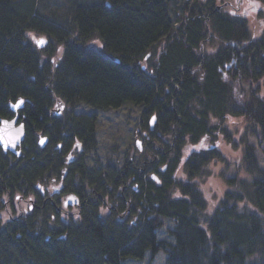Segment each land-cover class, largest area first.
<instances>
[{
    "label": "trees",
    "instance_id": "1",
    "mask_svg": "<svg viewBox=\"0 0 264 264\" xmlns=\"http://www.w3.org/2000/svg\"><path fill=\"white\" fill-rule=\"evenodd\" d=\"M187 3L175 28L168 0H92L76 6L68 24L42 17L35 0H0V117L14 118L11 105L24 100L18 114L27 132L24 158L0 148V200L7 195L12 205L19 188L26 189L25 198L29 193L36 198L34 215L11 211L13 222L5 229L0 220V264H125L143 260L146 253L150 264L160 253L165 264H264V170L254 154L246 153L250 178L230 180L231 189L210 216L197 183L174 178L176 164L154 170L166 176H157L161 183L146 163L142 168L127 164L121 172L107 167L92 180L81 156L72 163L64 158L76 143L93 139L95 118L56 116L58 99L104 111L126 103L146 107L145 118L157 114L156 135L169 146L165 153L154 149L161 161L187 140L200 142L218 130L221 125L212 126V118L244 117L264 138V97L253 89L259 81L264 88V55L253 58L245 20L218 13L214 2L212 29L203 2ZM30 31L45 34L60 50L58 66L55 49L42 63ZM213 36L224 46L209 58L204 45ZM93 38L100 43L89 45ZM155 47L160 48L155 59L144 66ZM41 137L50 141L43 148ZM210 153L189 159L191 177L212 160ZM50 170L68 171L66 193L81 201L76 221L61 214L52 218L60 197L36 189ZM76 174L85 177L79 184L73 182ZM133 198L142 211H132ZM105 209L110 214L103 215ZM137 212L145 213L144 220H132ZM41 215L52 225L39 230L35 220ZM166 220L173 223L167 229L173 243L159 239Z\"/></svg>",
    "mask_w": 264,
    "mask_h": 264
},
{
    "label": "rangeland",
    "instance_id": "2",
    "mask_svg": "<svg viewBox=\"0 0 264 264\" xmlns=\"http://www.w3.org/2000/svg\"><path fill=\"white\" fill-rule=\"evenodd\" d=\"M35 1L38 12L42 17L52 22L55 21L60 24H68L76 6L90 2L92 0ZM168 1L170 3L169 15L174 21V27L177 28L182 22L180 16L183 14V4L185 0ZM187 1L188 6L194 5L197 1H201V3L203 2L202 4L204 6V13L206 17L208 16V25H211L212 29H215L216 13H220L219 11L221 10L223 13H228L232 17L245 20V23L251 33L250 41L253 48V58H257L259 55H264V1L244 0L242 4H240L242 0ZM214 2L217 5V12L215 13L211 12ZM238 5H241V7ZM212 29L211 32H213ZM28 38L35 46H37V41L39 40L44 39L46 41L44 47L39 48L42 51L43 64L45 63L47 56L51 54L50 50L54 52L53 49H55L54 61L56 62L55 66H58L61 52L57 47L52 46V41L45 34L30 31L28 32ZM94 43H100V40L98 38H93L89 41V45ZM223 46L224 44L213 36V39L207 41V43L204 45V51L209 58H212L220 53V51L223 49ZM259 47H262L263 49L261 50ZM56 49L58 50V53H56ZM159 49V47H155L151 51L149 60H146L144 66L152 64V61L155 59ZM262 85V81H259L253 85V89L257 92L260 98L264 97V88ZM243 86L246 91H248L250 88V86L247 84ZM58 100H61V102ZM58 100H55L54 106L55 109L60 110L61 104L57 105V103L60 102L63 104V109H61L62 118L81 115L95 117L93 139L89 142L83 141L84 143L81 146L75 144L74 147H77L78 149L74 148L68 153V155L64 156L66 160L73 158L71 163L75 158L81 156V159L88 172L87 175L90 176L87 177L92 180L107 167L113 171L121 172L127 164L130 166L135 164L136 166L142 168L145 163L147 164L149 173H154L155 176L162 178V176L164 177L165 175L159 174L160 172L155 173L154 170L164 172L165 169L173 168L176 164V166L173 168L174 178L178 182L193 181L197 183L200 191L203 193L204 198L208 203L205 213L210 216L211 209L218 206L220 201L224 198L225 193L231 189L229 185L230 180H232L234 177L241 179L250 178L249 174L247 173L246 153L254 154V158L258 162L259 167L264 170V138H259L260 136H258L259 133L256 127L244 117L228 115L223 121L212 118V126L221 125L218 130H215L212 132V134L205 136L200 142H191L187 140L181 144L178 149H174V152L170 153L165 161H161V156H158L154 149H161L162 147L164 149L163 152L165 153V151L169 149V146L167 143H162V141L159 140L156 135V126L158 123L157 114L152 113L148 115V118H145V112L147 110L146 107L134 105L132 103H126L118 109H109L104 111L90 108L87 105L81 104L77 101L66 102L62 99ZM18 113H16V115ZM153 117H156V123L154 124L155 128L150 127V122ZM159 134L161 135L160 131ZM42 139L43 138L41 137L39 142ZM138 140H140L142 143V150H139L137 147L136 142ZM166 141L170 143L169 139ZM23 145L20 148V150H22L20 158L23 157ZM45 146H42V148ZM78 151H80V153H78ZM206 152H211L210 154L213 156L212 160L204 165L203 170L200 173H198L195 177H191L189 174L190 170L187 167L189 159L193 157L194 154H204ZM9 160L11 161V157ZM20 163L23 164V159L20 161ZM155 166H157L158 169H154L156 168ZM58 172L50 170L44 176L43 181L38 182L36 189L38 191H42L48 182L54 183L57 186L56 188L52 189V191L61 192L63 188L60 187L65 186L69 181V173L67 170L65 174H61V171ZM57 175L58 177L63 175V181L60 177L59 181H57ZM73 177L76 178L73 180L75 184H79L82 178L85 179L82 174H76ZM104 180L107 181V178ZM157 183H161V181H158ZM20 185L22 186V184ZM134 191L137 193L136 195L141 194V190L139 188L134 187ZM25 193L26 189L19 188L15 192V198L12 205L8 203L9 200L7 195L2 196V199L0 200V220L2 221L3 229H5L9 223L13 222L10 218L11 211L13 214H15L14 216L23 211L26 212L23 216L34 215L33 212L35 211L31 208L36 203V198L32 193H29L25 198ZM172 193L174 197H180V191L178 188H173ZM68 196L69 194L63 196L62 204ZM132 201V211H134L136 207L139 208V211H142L143 205H139L137 203V198H133ZM45 207L46 204L42 205V209ZM109 212L110 211L108 209H105L103 211V215H108L110 214ZM65 213L70 214L69 216H66V218L68 217L69 220L76 221L79 217L77 216V211L75 208H70L67 212L65 210ZM144 217L145 213L142 212L140 214L137 212L136 215L133 216L132 220L137 222L139 220H144ZM44 224L47 226L52 225V222L46 215H41L37 218V220H35V225L39 230L44 228ZM164 224L165 228L159 232V239L173 243V239L169 237L167 230L173 227V223L166 220L164 221ZM165 262L166 255L160 253L156 256V259L152 264H165ZM124 263L150 264L151 254L146 253L145 258L141 261L129 259Z\"/></svg>",
    "mask_w": 264,
    "mask_h": 264
},
{
    "label": "water",
    "instance_id": "3",
    "mask_svg": "<svg viewBox=\"0 0 264 264\" xmlns=\"http://www.w3.org/2000/svg\"><path fill=\"white\" fill-rule=\"evenodd\" d=\"M44 43L38 44L39 48H43L45 44V40L42 39ZM19 101H23L22 104H20L18 107H13V105L18 104ZM17 103L11 105V109L14 113H18L20 110L24 108V100H19ZM61 102V101H60ZM61 104L60 110L57 111L58 115L61 113V109H63V104ZM156 123V117H153L151 121V126H154ZM26 127L24 122H20L19 120V115L17 114L14 118L12 119H3L0 117V147L4 150V152H10L15 154L16 156H21V150L20 148L24 144L26 140ZM43 141V143H41ZM40 141L41 146H45L47 143V139L43 138ZM141 141H137V147L139 150H142L141 147ZM153 180L155 181H160L159 178L155 175L152 176ZM73 199V198H72Z\"/></svg>",
    "mask_w": 264,
    "mask_h": 264
},
{
    "label": "flooded vegetation",
    "instance_id": "4",
    "mask_svg": "<svg viewBox=\"0 0 264 264\" xmlns=\"http://www.w3.org/2000/svg\"><path fill=\"white\" fill-rule=\"evenodd\" d=\"M242 2H244V0H242L241 2H240V4H242ZM239 7H241V5H238ZM246 13H247V11H246ZM56 114L58 115V113L56 112ZM62 113H60L59 115H61ZM56 115V116H57ZM95 118V117H94ZM65 136H67L68 137V135H65ZM68 139L69 140H71V137H68ZM50 143V141H49V139L47 138V143L45 144L46 146L48 145ZM76 144H78L79 146H81V144H79V143H76ZM57 148L59 149V150H61L62 148H64L63 147V144H61V143H59V144H57ZM74 148H77V147H72L70 150H68V152H67V154L66 155H68V153L69 152H71V150H73ZM78 149V148H77ZM60 152V151H59ZM78 153H80V151H78ZM65 155V156H66ZM73 159V158H72ZM72 159H69L70 161H72ZM76 159V158H75ZM55 171V170H54ZM66 173V171L65 172H63V174H65ZM59 175V174H58ZM58 175L56 176V179H57V181H59V177H58ZM61 180L63 181V179H64V176L62 175L61 177ZM51 187V188H50ZM57 186H56V184H54V183H48L47 182V184H46V187L45 188H43V190L41 191V192H45V190L47 189V193L50 195V198L51 197H56V196H59L60 197V204H61V207L60 208H58L57 207V211H54L52 214H51V217L52 218H56V216H57V214H61L62 216H64V217H66V216H69L70 214H66L65 213V210H66V212L70 209V208H75L76 209V211H77V216H79L78 215V211H79V207H81V201H80V199L75 195V194H72V193H66V185L65 186H61L60 188H63V190L61 191V192H57V191H52V189H54V188H56ZM53 192V193H52ZM66 194H69V196L67 197V199L63 202V204H62V198H63V196L64 195H66ZM73 198V199H72ZM47 201V200H46ZM47 202H44V204H46ZM54 203V202H53ZM52 203V204H53ZM35 208V204H34V206L31 208V209H34ZM40 209H42V207H39ZM69 208V209H68ZM44 209V208H43Z\"/></svg>",
    "mask_w": 264,
    "mask_h": 264
},
{
    "label": "snow or ice",
    "instance_id": "5",
    "mask_svg": "<svg viewBox=\"0 0 264 264\" xmlns=\"http://www.w3.org/2000/svg\"><path fill=\"white\" fill-rule=\"evenodd\" d=\"M37 43L38 44H42V43H44V41L43 40H39V41H37ZM23 103V101H19L18 102V104H16V105H13V107H18L20 104H22ZM41 143H43V141H41Z\"/></svg>",
    "mask_w": 264,
    "mask_h": 264
},
{
    "label": "bare ground",
    "instance_id": "6",
    "mask_svg": "<svg viewBox=\"0 0 264 264\" xmlns=\"http://www.w3.org/2000/svg\"><path fill=\"white\" fill-rule=\"evenodd\" d=\"M16 156V155H15ZM18 157V156H17Z\"/></svg>",
    "mask_w": 264,
    "mask_h": 264
}]
</instances>
